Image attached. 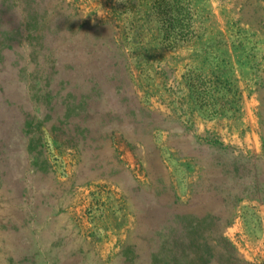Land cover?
Here are the masks:
<instances>
[{"label":"rangeland","instance_id":"1","mask_svg":"<svg viewBox=\"0 0 264 264\" xmlns=\"http://www.w3.org/2000/svg\"><path fill=\"white\" fill-rule=\"evenodd\" d=\"M191 1L168 47L150 0H0V264H162L177 216L217 205L211 161L264 170V0ZM190 75L236 95L204 106ZM217 233L264 264V201Z\"/></svg>","mask_w":264,"mask_h":264},{"label":"trees","instance_id":"2","mask_svg":"<svg viewBox=\"0 0 264 264\" xmlns=\"http://www.w3.org/2000/svg\"><path fill=\"white\" fill-rule=\"evenodd\" d=\"M149 10L166 46L187 43L197 35L191 0H150ZM190 80L198 84L204 106L210 104L215 107L217 104L216 98L207 97L209 89H220L221 98H234L236 95L226 85L217 87V83L198 75H190ZM212 107L211 113L214 112ZM208 168L213 179L210 183L215 191L213 201L217 205L206 213H182L177 216L175 226L167 229L162 264H238L227 247L228 243H224L217 232L232 204L244 197H257L264 201V170L249 161L226 163L218 159L211 161ZM208 239L225 250L222 258L203 252L202 243Z\"/></svg>","mask_w":264,"mask_h":264}]
</instances>
